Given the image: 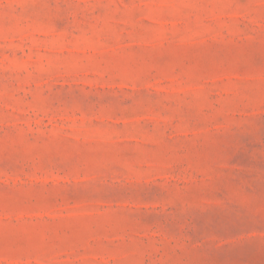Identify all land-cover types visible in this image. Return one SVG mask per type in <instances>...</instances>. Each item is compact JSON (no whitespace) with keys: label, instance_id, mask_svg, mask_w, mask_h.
Wrapping results in <instances>:
<instances>
[{"label":"rangeland","instance_id":"374dc122","mask_svg":"<svg viewBox=\"0 0 264 264\" xmlns=\"http://www.w3.org/2000/svg\"><path fill=\"white\" fill-rule=\"evenodd\" d=\"M0 264H264V0H0Z\"/></svg>","mask_w":264,"mask_h":264}]
</instances>
